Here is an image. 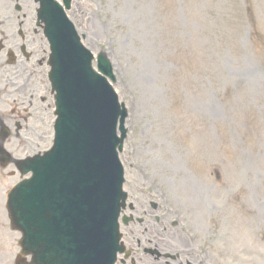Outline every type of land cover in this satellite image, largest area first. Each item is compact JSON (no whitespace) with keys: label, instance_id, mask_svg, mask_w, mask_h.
I'll return each mask as SVG.
<instances>
[{"label":"rangeland","instance_id":"obj_1","mask_svg":"<svg viewBox=\"0 0 264 264\" xmlns=\"http://www.w3.org/2000/svg\"><path fill=\"white\" fill-rule=\"evenodd\" d=\"M15 3L0 0V32L23 23L36 71L21 94L0 79L9 91L0 110L7 117L21 105L33 131L24 136L39 133L44 151L53 124L47 44L34 0H19L20 13ZM69 16L94 54L107 53L129 110L127 189L195 215L186 223L211 250L209 264H264V0H74ZM8 147L22 157L23 147ZM17 178L0 171L2 224L4 188ZM14 234L2 230L6 257L18 251Z\"/></svg>","mask_w":264,"mask_h":264},{"label":"flooded vegetation","instance_id":"obj_2","mask_svg":"<svg viewBox=\"0 0 264 264\" xmlns=\"http://www.w3.org/2000/svg\"><path fill=\"white\" fill-rule=\"evenodd\" d=\"M145 204V203H144ZM141 202V209L145 211V205ZM135 206L130 212L132 216ZM146 213V211H145ZM138 223H132L125 226L123 232L126 248L129 250V256L126 259L124 255H120L117 264H197L199 257L194 252L179 253L183 247H191L188 241L178 245L173 254L165 251V246L171 248L172 236L170 230L157 228L150 221L144 222V218ZM174 238V235H173ZM162 247V250H161Z\"/></svg>","mask_w":264,"mask_h":264},{"label":"water","instance_id":"obj_3","mask_svg":"<svg viewBox=\"0 0 264 264\" xmlns=\"http://www.w3.org/2000/svg\"><path fill=\"white\" fill-rule=\"evenodd\" d=\"M41 2H42V6H43V9H42V12L41 13L44 14V15H41V16L42 17H46L49 14V12H50L49 10L51 9V7H53L54 5H56V3L54 2V0H41ZM104 55L105 54H101V56L103 58H104ZM104 65L106 66V70H108L110 72V66L107 64V62L104 63ZM67 128H68L67 130H69V132H67L68 134L65 136V139L64 140L65 141L68 140L67 142H71L72 141V139H71V132L74 130V127H71L70 125H68ZM58 159H59V156L57 155V156H54L53 158H51V161L54 163V161L57 160L56 163H58V161H59ZM79 159L82 161V157L79 158ZM46 164L51 165V162L50 161H47ZM58 174L60 176L61 175H64V173H60V172ZM81 174H85L84 175V178L86 177V179L91 180V188H92V191L90 189L91 194H93V192L95 191L94 189H97V188H100V187L107 188L106 185L101 184V183L98 182V179L101 178V175H93L88 170L82 171ZM43 177L46 179L45 176H43ZM104 181L106 183V180H104ZM42 185H43V183H42ZM43 189L44 188H42V190ZM44 191H45V189H44ZM42 196H45V194H43ZM90 199H91V197H90ZM42 200H43V198H42ZM121 204L123 205V203H121ZM98 206H99V204H98ZM107 213L108 214H112V211L108 210ZM22 214L25 216V220L26 221H31V223L33 224V228H35L37 215H35L34 212L31 211V210L23 211ZM33 233L34 232L32 231V234ZM30 236H31L30 232H26L25 233L24 243L29 241ZM30 252H31L30 249L28 251L27 250L25 251V253H30ZM49 260L50 259H46L45 260V264H49ZM34 264H38V263H34Z\"/></svg>","mask_w":264,"mask_h":264},{"label":"bare ground","instance_id":"obj_4","mask_svg":"<svg viewBox=\"0 0 264 264\" xmlns=\"http://www.w3.org/2000/svg\"><path fill=\"white\" fill-rule=\"evenodd\" d=\"M150 79H152V77H150ZM147 80V78H146ZM147 86H149L151 84L150 80L148 81V83H146ZM205 197L210 195L212 193V189L210 188H205V190L203 191ZM240 220H242V218H244V214H239V217H238Z\"/></svg>","mask_w":264,"mask_h":264}]
</instances>
